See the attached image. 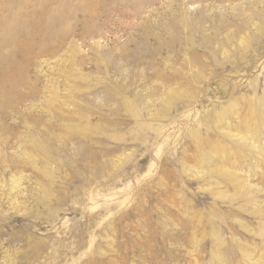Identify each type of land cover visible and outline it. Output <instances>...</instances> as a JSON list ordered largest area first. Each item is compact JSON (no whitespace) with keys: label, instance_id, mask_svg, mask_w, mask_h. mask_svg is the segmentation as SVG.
Wrapping results in <instances>:
<instances>
[{"label":"rangeland","instance_id":"rangeland-1","mask_svg":"<svg viewBox=\"0 0 264 264\" xmlns=\"http://www.w3.org/2000/svg\"><path fill=\"white\" fill-rule=\"evenodd\" d=\"M0 264H264V0H0Z\"/></svg>","mask_w":264,"mask_h":264}]
</instances>
